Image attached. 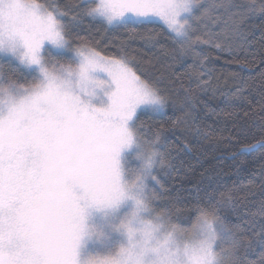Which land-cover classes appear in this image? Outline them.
<instances>
[{
  "label": "snow or ice",
  "instance_id": "obj_1",
  "mask_svg": "<svg viewBox=\"0 0 264 264\" xmlns=\"http://www.w3.org/2000/svg\"><path fill=\"white\" fill-rule=\"evenodd\" d=\"M69 16L101 19L129 38L162 26L179 46L175 58L192 59L181 86L188 113L210 86L205 48L245 53L252 67L256 32L264 47V0H0V264H264V173L243 194H206L183 227L180 209L160 204V173L179 171L178 149L166 150L164 125L138 123L172 104L161 77L140 72L123 44L106 55L73 40ZM98 70L111 90L90 75ZM231 97L249 105L244 115L261 133L237 141L250 153L264 145V88L254 107L240 86Z\"/></svg>",
  "mask_w": 264,
  "mask_h": 264
},
{
  "label": "trees",
  "instance_id": "obj_2",
  "mask_svg": "<svg viewBox=\"0 0 264 264\" xmlns=\"http://www.w3.org/2000/svg\"><path fill=\"white\" fill-rule=\"evenodd\" d=\"M48 2L63 5L73 0ZM75 2L79 3L80 0ZM66 22L73 40H83L106 55L116 54L123 44L140 72L153 79L161 77V87L170 94L172 104L163 112L142 115L138 123L143 122L153 129L164 125L169 129L165 133L166 150L178 149L172 155L179 171L160 173L164 185V197L160 204L164 206L166 201H172L167 206L174 213L177 208L180 209L177 215L183 227H191L195 220V208L206 200V194L220 199L221 193L232 191L243 194L246 186L259 183L260 174L264 173V145L257 144L250 153L240 152L237 141L256 143L262 139L261 133L257 128L250 127L252 121L244 115L249 111V105L231 97L235 88L240 86L244 96L253 101L254 107L264 88V81L260 79L261 73H264V63L260 60L264 47L259 32L251 37L249 51L255 54L256 60L252 67L243 66L245 53H240L237 58L205 48L204 54L210 58L208 68L211 69L210 76H205V79H210V86L206 93L197 90L199 103L194 111L188 113L187 110L180 111L184 99L181 86L188 85L186 73L190 72L192 59L175 58L179 46L173 42L170 34H165L162 26L155 27L151 38L147 29L140 30V36L129 38L123 30L113 31L111 26L98 18L85 16L82 21L75 22L69 16ZM259 22L260 18L257 17L256 23ZM247 58L253 57L248 55ZM241 79L247 84H242ZM178 119L181 122L174 127L173 122ZM205 132L209 133L207 138L204 137ZM177 196L179 203H176ZM228 219L235 222L232 215H228Z\"/></svg>",
  "mask_w": 264,
  "mask_h": 264
},
{
  "label": "rangeland",
  "instance_id": "obj_3",
  "mask_svg": "<svg viewBox=\"0 0 264 264\" xmlns=\"http://www.w3.org/2000/svg\"><path fill=\"white\" fill-rule=\"evenodd\" d=\"M61 54H62V50H53V56L56 59H58V60H64V59H67L68 58L66 53H63L64 56H62ZM90 75L93 78H96V79H99V80H103L105 82V84H104V91H109V90H111L112 87H114V85H111L110 78L107 76L106 73L98 70L96 72L90 73ZM97 95L105 103L107 102V98L105 96H103V93L100 92V90H97ZM97 102H99V101H97Z\"/></svg>",
  "mask_w": 264,
  "mask_h": 264
}]
</instances>
